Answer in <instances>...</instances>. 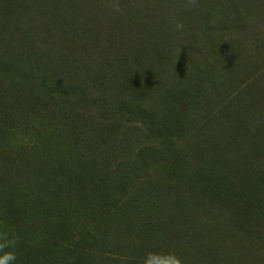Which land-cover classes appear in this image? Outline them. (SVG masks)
Listing matches in <instances>:
<instances>
[{"label": "rangeland", "instance_id": "1", "mask_svg": "<svg viewBox=\"0 0 264 264\" xmlns=\"http://www.w3.org/2000/svg\"><path fill=\"white\" fill-rule=\"evenodd\" d=\"M10 240L15 264H264V0H0Z\"/></svg>", "mask_w": 264, "mask_h": 264}, {"label": "clouds", "instance_id": "2", "mask_svg": "<svg viewBox=\"0 0 264 264\" xmlns=\"http://www.w3.org/2000/svg\"><path fill=\"white\" fill-rule=\"evenodd\" d=\"M182 25H177V28H181ZM15 243L14 240L7 241L5 244L0 245V249L3 247H11ZM16 256L12 252H4L3 255H0V264H15ZM160 264H180L179 259L173 255H169L165 258H162Z\"/></svg>", "mask_w": 264, "mask_h": 264}, {"label": "trees", "instance_id": "3", "mask_svg": "<svg viewBox=\"0 0 264 264\" xmlns=\"http://www.w3.org/2000/svg\"><path fill=\"white\" fill-rule=\"evenodd\" d=\"M20 1H22V0H20Z\"/></svg>", "mask_w": 264, "mask_h": 264}]
</instances>
